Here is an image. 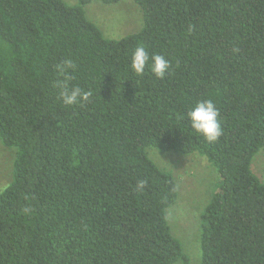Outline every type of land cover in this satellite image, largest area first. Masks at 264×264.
<instances>
[{
  "label": "trees",
  "instance_id": "trees-1",
  "mask_svg": "<svg viewBox=\"0 0 264 264\" xmlns=\"http://www.w3.org/2000/svg\"><path fill=\"white\" fill-rule=\"evenodd\" d=\"M120 1L0 0V141L15 152L0 264L187 263L167 218L178 184L151 148L198 153L222 179L201 264H264V0H132L143 27L107 39L85 7ZM139 45L170 61L163 79L131 70ZM57 81L88 100L64 105ZM207 99L223 129L212 143L186 116Z\"/></svg>",
  "mask_w": 264,
  "mask_h": 264
},
{
  "label": "rangeland",
  "instance_id": "rangeland-1",
  "mask_svg": "<svg viewBox=\"0 0 264 264\" xmlns=\"http://www.w3.org/2000/svg\"><path fill=\"white\" fill-rule=\"evenodd\" d=\"M63 1L71 6L78 3V0ZM85 12L105 38L111 40L134 34L144 24L142 11L132 0L111 5L92 2L85 7ZM148 155L161 169L170 172L178 184L179 197L167 210V218L188 262L177 264H201L202 216L214 193L220 190L222 179L206 157L198 153L181 155L151 148ZM14 158V150L4 147L0 141V193L12 182ZM253 170L264 182V148L254 158Z\"/></svg>",
  "mask_w": 264,
  "mask_h": 264
},
{
  "label": "clouds",
  "instance_id": "clouds-1",
  "mask_svg": "<svg viewBox=\"0 0 264 264\" xmlns=\"http://www.w3.org/2000/svg\"><path fill=\"white\" fill-rule=\"evenodd\" d=\"M131 70L138 76L145 73L146 68L158 79H163L170 69V61L160 54H149L143 46H137L131 54ZM60 71L74 69L75 64L71 60H66L61 65H57ZM57 88L60 89V99L66 106H74L85 103L90 93L78 86L69 87L62 81H57ZM187 119L191 128L202 135L208 142H216L223 135V129L219 122V108L211 100H200L188 110ZM147 182L144 180L137 182V188L143 189Z\"/></svg>",
  "mask_w": 264,
  "mask_h": 264
}]
</instances>
